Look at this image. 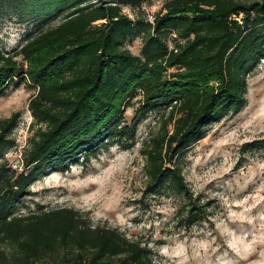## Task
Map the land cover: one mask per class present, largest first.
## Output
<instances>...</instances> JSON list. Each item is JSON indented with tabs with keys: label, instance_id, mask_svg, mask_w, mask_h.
<instances>
[{
	"label": "trees",
	"instance_id": "trees-1",
	"mask_svg": "<svg viewBox=\"0 0 264 264\" xmlns=\"http://www.w3.org/2000/svg\"><path fill=\"white\" fill-rule=\"evenodd\" d=\"M145 2L0 0L3 14L40 25L15 55L0 49V96L16 78H28L38 89L29 110L42 126L19 172L5 158L16 145L19 113L0 120V264H156L143 241L95 225L86 212L25 205L47 173L87 167L116 141L129 147L144 118L128 127L120 114L138 90L141 110L169 111L142 144L146 193L178 198L184 228L210 215L189 188L182 161L207 127L247 106L248 79L264 60V0H168L153 22L138 16ZM138 39L141 56L128 48ZM19 56L26 71L14 60Z\"/></svg>",
	"mask_w": 264,
	"mask_h": 264
},
{
	"label": "rangeland",
	"instance_id": "rangeland-1",
	"mask_svg": "<svg viewBox=\"0 0 264 264\" xmlns=\"http://www.w3.org/2000/svg\"><path fill=\"white\" fill-rule=\"evenodd\" d=\"M167 1L146 0L138 16L150 21ZM123 12L136 18L128 7ZM39 26L0 10V49L15 55ZM142 45L138 39L128 48L141 56ZM14 60L27 70L22 56ZM19 80L0 96V120L19 113L12 135L16 145L5 158L21 172L22 155L42 126L34 123L29 110L38 89L28 78ZM248 80L247 106L237 116L207 127L205 138L183 158L185 180L210 212L192 228L180 224L178 198L146 193L142 144L161 130L169 111L141 110L140 90L126 100L120 114L128 127L137 116L144 118L129 147L123 149L116 141L87 167L47 173L33 184L25 205L32 210L67 207L86 212L95 225L119 228L143 241L153 250L156 264H264V146L252 145L264 141V60Z\"/></svg>",
	"mask_w": 264,
	"mask_h": 264
},
{
	"label": "built area",
	"instance_id": "built-area-1",
	"mask_svg": "<svg viewBox=\"0 0 264 264\" xmlns=\"http://www.w3.org/2000/svg\"><path fill=\"white\" fill-rule=\"evenodd\" d=\"M153 20H154V18H153V17H151V20H150V22H153Z\"/></svg>",
	"mask_w": 264,
	"mask_h": 264
}]
</instances>
